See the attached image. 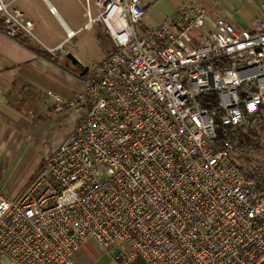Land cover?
Masks as SVG:
<instances>
[{
    "label": "built area",
    "instance_id": "1",
    "mask_svg": "<svg viewBox=\"0 0 264 264\" xmlns=\"http://www.w3.org/2000/svg\"><path fill=\"white\" fill-rule=\"evenodd\" d=\"M0 0L1 31L52 59L96 27L114 50L56 110L83 114L17 195L0 186V255L10 264H74L89 240L118 264H264V185L246 178L219 125L264 105V2L255 30L188 0L139 32L152 0H87L83 26L42 42L34 23ZM95 6V13L92 8ZM111 248H113L111 250Z\"/></svg>",
    "mask_w": 264,
    "mask_h": 264
},
{
    "label": "crops",
    "instance_id": "2",
    "mask_svg": "<svg viewBox=\"0 0 264 264\" xmlns=\"http://www.w3.org/2000/svg\"><path fill=\"white\" fill-rule=\"evenodd\" d=\"M86 1L83 3L80 0L83 5L80 20L71 16L68 0H15L14 6L27 19L33 21L36 33L45 37L50 36L48 38L51 40L47 43L36 34L37 37L45 44L54 46L64 39L65 29L60 20L50 13L48 4L55 5L57 9L61 8L62 12L58 9L60 18L69 27L77 30L86 20L84 17ZM152 1L147 6L141 22L144 32L158 27L188 0ZM196 1L208 12V26L212 25L215 18L221 16L237 27L252 30L257 28L264 2V0ZM44 22L54 28L48 26L42 31ZM52 30L54 35L50 33ZM31 46L7 37L0 30V161L2 163L44 136L43 130L46 129L47 118L53 111L49 106L48 91H52L62 99H69L74 94L63 81V76L69 80H72L73 76L63 73L60 65L39 51L41 48L38 43H32ZM66 59L68 58L65 56L63 60ZM77 118L76 116L75 121ZM2 259L0 264H10L5 257ZM74 264H118V262L111 251L102 248L96 241L89 240L75 254Z\"/></svg>",
    "mask_w": 264,
    "mask_h": 264
},
{
    "label": "rangeland",
    "instance_id": "3",
    "mask_svg": "<svg viewBox=\"0 0 264 264\" xmlns=\"http://www.w3.org/2000/svg\"><path fill=\"white\" fill-rule=\"evenodd\" d=\"M68 2L71 16L80 20L82 18L81 13L83 11V5H81V2L84 3L85 0H81V2L80 0H68ZM92 8L95 13V6L93 5V2ZM58 9L62 12L61 8L58 7ZM46 22L48 23L49 20L47 19ZM46 22H44V26L41 27L42 31H44V29L46 30L49 26ZM49 27L54 28L51 26ZM139 32H144V28L141 24L139 25ZM50 33L51 35L55 34L54 30ZM36 34L47 43L51 40L48 38L50 36L45 37L44 35L38 33ZM33 44H36V42ZM113 46L114 43L112 38L103 32L101 28L96 27L92 30L85 29L79 32L77 38L67 44L66 49L67 53H76L78 56L74 53L73 54L79 58L85 66H88L89 70H91L96 65L110 57L114 50ZM64 58L65 56H61L54 62L57 65H60L63 73L66 72V75L70 74L73 76L72 80L66 79L65 76H63V81L71 88V90H73V93L75 94L83 87L82 80L84 78L83 76H80L82 68L79 65L74 66L72 62L67 59L63 60ZM73 95L71 97H73ZM69 99L63 100L66 102ZM49 103V106L53 109V111L51 116H47L46 129L43 130L44 136L37 139L35 143H31L30 146L25 147L19 154L11 157L9 160L4 161L3 163L0 161V186L9 196L17 195L31 182L35 174L46 163L50 153L57 148L61 139L73 129L77 122V120L75 121V117L77 116L79 118L83 114V112H79L66 106V103H64L65 105L61 110H56L55 105L51 102ZM257 158L258 160H263L264 153ZM112 249L113 248H111V250ZM2 258L3 257L0 255L1 260H3ZM133 264H136V262Z\"/></svg>",
    "mask_w": 264,
    "mask_h": 264
},
{
    "label": "trees",
    "instance_id": "4",
    "mask_svg": "<svg viewBox=\"0 0 264 264\" xmlns=\"http://www.w3.org/2000/svg\"><path fill=\"white\" fill-rule=\"evenodd\" d=\"M1 25L2 19L0 18V29ZM27 45L31 46V44ZM39 51L51 58L44 50L39 49ZM227 144L234 150L232 161L246 178L264 185V158L263 160L257 158L264 153V105L237 126L219 125L217 127L216 138L213 141L214 148L222 150ZM134 262L136 264H146L141 258L136 259Z\"/></svg>",
    "mask_w": 264,
    "mask_h": 264
},
{
    "label": "water",
    "instance_id": "5",
    "mask_svg": "<svg viewBox=\"0 0 264 264\" xmlns=\"http://www.w3.org/2000/svg\"><path fill=\"white\" fill-rule=\"evenodd\" d=\"M66 58H68L72 64L81 66L82 70L80 72V76H85L89 72V67L85 66L79 58H77L72 52H68L66 54Z\"/></svg>",
    "mask_w": 264,
    "mask_h": 264
}]
</instances>
